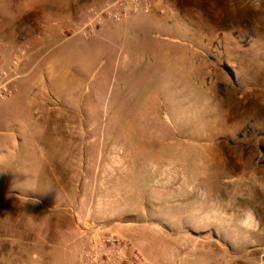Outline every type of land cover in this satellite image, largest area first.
<instances>
[{"label":"rangeland","instance_id":"374dc122","mask_svg":"<svg viewBox=\"0 0 264 264\" xmlns=\"http://www.w3.org/2000/svg\"><path fill=\"white\" fill-rule=\"evenodd\" d=\"M111 1L0 0V50L22 58L0 101V264H77L92 223L151 264L251 254L264 0H147L89 24Z\"/></svg>","mask_w":264,"mask_h":264},{"label":"built area","instance_id":"2783aa9c","mask_svg":"<svg viewBox=\"0 0 264 264\" xmlns=\"http://www.w3.org/2000/svg\"><path fill=\"white\" fill-rule=\"evenodd\" d=\"M91 12L93 17L89 24H100L104 18L119 23L131 16L149 14L151 6L147 0H112L100 11ZM21 62L20 50L12 59H6L0 50V101L15 93L14 83L20 76L17 67ZM79 233L77 264H149L129 239L114 235L106 226L92 223L80 228Z\"/></svg>","mask_w":264,"mask_h":264},{"label":"crops","instance_id":"0c3cea01","mask_svg":"<svg viewBox=\"0 0 264 264\" xmlns=\"http://www.w3.org/2000/svg\"><path fill=\"white\" fill-rule=\"evenodd\" d=\"M34 160L37 166L41 165V156L39 157V155H36ZM52 180L55 179L52 178ZM260 231H262V234L255 236L259 241L257 240V242H255L253 249H251V254L247 255L245 252H240L237 255H231L228 247L227 249L216 247L215 250L210 251L207 259L202 264H231V256L234 258L237 257L238 264H244L247 261L253 262L254 264H264V227H259V232ZM213 245L218 246L216 244ZM149 264L151 263L149 262Z\"/></svg>","mask_w":264,"mask_h":264}]
</instances>
